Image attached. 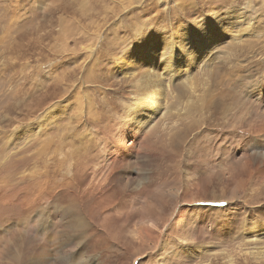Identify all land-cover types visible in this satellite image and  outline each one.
<instances>
[{"label": "rangeland", "instance_id": "374dc122", "mask_svg": "<svg viewBox=\"0 0 264 264\" xmlns=\"http://www.w3.org/2000/svg\"><path fill=\"white\" fill-rule=\"evenodd\" d=\"M228 11L255 20L240 29L242 44L212 53L213 75L197 72L208 92L192 115L169 116L128 154L114 148L116 115L130 120L120 102L137 94L115 65L139 49L138 29L168 36ZM82 75L95 78L79 100L101 117L98 126L88 117L94 140L76 135L68 83ZM263 77L264 0H0V264H264L245 242L264 222ZM175 79L162 105L173 113L189 94ZM63 95L70 106L59 114ZM98 181L103 191L86 193ZM188 243L214 244L218 257L194 260Z\"/></svg>", "mask_w": 264, "mask_h": 264}, {"label": "bare ground", "instance_id": "6f19581e", "mask_svg": "<svg viewBox=\"0 0 264 264\" xmlns=\"http://www.w3.org/2000/svg\"><path fill=\"white\" fill-rule=\"evenodd\" d=\"M104 13H105V15L108 14L107 11H104ZM235 14H238V13L236 11L235 12L234 11H231V12L228 11L225 14H223L222 17L217 18L216 20H213L206 27H204L205 24L204 25L200 24V26H198L197 28H194L195 30L190 28L188 30L186 29V31H184V32H181V31L175 32V33H172L168 36L163 35L162 37L152 35V31H150L151 29L149 31H147L146 29H148L149 27L146 24L144 26H142L141 29H138V31H137L138 32L137 33L138 34L137 35L138 41L137 42L139 44V49L137 51H133L130 48L128 50L127 54H124V56H125L124 59L128 60V61L126 63H123L121 61V62H118L117 65H115V72L114 73L116 74V77L120 78L122 81L126 82L127 84L134 86V88L136 87L137 94L135 96L136 101L134 103H132L133 98H132L131 102L128 101L129 103H127V104L124 102H120L121 105L124 106L126 113L129 111L130 120L126 121L124 116H120L118 114L116 115L115 128H114V133H113V138H112L113 141L112 142L110 141L114 148H116V149L119 148V150L123 154H126L127 152L134 150V147H135L136 143L138 142V140H140V138H142L148 131L151 130V132H152V129H157L158 126L161 125L160 123L162 121H165L169 116L172 118L176 117L178 119H181V118H183L184 115H186V116L192 115V110L196 109V105L198 104L197 102L202 101L205 94L208 92V85H207V82L205 80L206 78H204V83H202V90H200L201 87H200V85H198L197 80H196V78L198 76L197 72H198V74L202 73L203 77L206 76L207 72H208V75H213L214 74L213 73V67L216 64L217 58L215 57V55L212 56V53L217 51L216 49H218V47H221V46L223 47L226 44H228V46L229 45L231 46V44L232 45L233 44H237V45L242 44L244 41L243 39L246 38V36L245 37L240 36L241 35L240 29L242 27H245L249 23L251 24V22L255 20L253 18L254 16H252V18H251L249 12L247 14V11L245 14H241V13L238 14V16H234ZM253 28L257 29L255 27H253ZM142 31H145V34L142 35V37H141V35L139 33ZM251 31H250V33L247 34L248 37H249V35L253 36V30H251ZM245 35H246V33H245ZM255 37H257V36H255ZM86 48H87V50H86ZM86 48H85V50L88 51L86 54V58H91V56L94 55L92 53L93 50L91 49V46L86 47ZM86 58H84V59H86ZM73 76H74V74H73ZM176 76L179 77V79H180L179 82H181L182 85L187 89V91H189L188 92L189 94H188V100L185 103V105H183L181 109L179 108L178 112L173 113L171 111H167L166 109H164L162 107V105L164 106L165 103L166 104L169 103L168 102L169 99L166 101V98H167V96H169V94L171 92L173 93L172 84L174 85L175 80H177V79H175ZM73 78H75V76ZM93 80H95V78L92 75H89V77H86V78H84V76L82 75V77L79 76L76 80H73V81L69 80V81H71V84L70 83H68V84H69V86H71V88H69V89L72 90V88H74L72 90V93H70V94H72L71 95L72 97L75 96L74 99H76V103H75L77 106L76 121L78 122L79 125L83 124V126H81V131H78V133H76V135H79L80 138L83 136H86V137L92 138L94 140V139H96L95 137H97V136H94V134H96L94 132H96V131H94V129H92V128H89V125L92 123L88 120L90 119L94 124H97L95 126H98L101 122V117H98V118L91 117L94 115L93 114L91 115L90 110L88 108H86L85 106H83L84 104L80 103V101H79L80 99H82L85 96L84 94L82 95V93L80 92V89L83 87V83L86 81L93 82ZM200 82H202V80H200ZM64 85L66 86L67 84H64ZM134 88H132V89H134ZM69 89H68V91H70ZM255 89H258L259 94L261 93V95H264V91H263L264 87L262 86V84L260 85V83H259V84L255 85ZM253 90H254V88H253ZM65 91H67V90L65 89ZM65 94L68 95V93H65ZM64 96L65 95H63L62 98H63V102H65V103L62 102L63 103L62 104L59 101V114L64 113L65 108L70 106L69 98L71 96H66V97H64ZM86 96H87V94H86ZM201 96H203V97H201ZM258 97H260V96H258ZM84 99H86V98H84ZM248 101H249V99H248ZM260 101H261V99H260ZM85 108L88 109L90 113ZM54 109H55V107H54ZM169 110H171V109L169 108ZM44 116H46L45 118H47V117L49 118V114L44 115ZM125 116H127V114ZM88 117H89V119H88ZM35 122L37 123V121H35ZM41 122H43V121H41ZM31 123H29V124L32 126ZM39 126H41V125H39ZM176 126L177 125H175V123H174L173 127L176 128ZM262 128H264V127H262ZM25 129H27V128H25ZM169 130L172 131L171 128ZM20 131L21 130H16V131L13 130L12 132H14V133H11L12 134L11 138H15V136H17V135H19V138H20V136H21ZM26 134H27V132H26ZM70 136L72 138V136H74V134H72ZM8 143H9V141H8ZM79 145H81V144H79ZM121 152H118V154H120ZM71 165H72V163H71ZM101 165H99V166H101ZM90 166H91V164H90ZM83 169H85V168H83ZM96 169H98V168L96 167ZM78 171H79V169H78ZM83 174H84V172H83ZM106 174H108V173H106ZM67 175L69 177L70 172H68ZM32 176H34V175H32ZM43 179H45V178H43ZM103 183H105V182L98 181L96 183H91V185L89 184L90 187L88 188L86 193L102 192L103 191ZM70 185L73 186V182L67 181V186L71 187ZM96 185H98V186H96ZM72 201H75L74 197L72 198ZM76 201H78V200H76ZM191 203H193V202H191ZM230 204H232V205H229V206H233L232 202H230ZM231 209L234 210V208L227 207L224 209H218V211L221 212V211H227V210H231ZM209 211L212 212L213 214H217V215L219 213V212H217V210H214V209H212V210L210 209ZM215 222H217V221H215ZM192 224H195V222L194 223L192 222L191 225ZM154 228H156V227H154ZM151 230L148 229L146 231H149L151 233L152 232ZM245 236H247V241H245V242H247L248 245L250 246V247L248 246L249 247L248 249H250V250H248V253L250 254V256L253 257V259L256 260L257 262H259L260 260H263L264 259V222L259 220V221H256L255 223H253L252 226L250 227L249 231L245 233ZM189 238L190 237H188V239ZM211 238H213V237H211ZM179 239H184V237L182 235H180ZM197 239L198 238H194V240L198 241ZM163 241H165V244L162 245V247H164L166 245V248L168 249L169 246H172V243L169 242V240H167V242H166V240L164 239ZM191 241H192V243H196L193 240H191ZM202 241L206 242V239L203 238ZM184 242H185V240H184ZM201 244H204V243L202 242ZM185 248H186V251H189L191 258L194 260H197L200 258L202 259L204 256H206V258H209V256L210 257L212 256L215 258L218 257V254L216 253L217 251L214 250L215 249L214 244H212V245H206L205 244V245H197V246H195V245L192 246L189 244V245H186ZM171 250H174V249H171ZM218 251H220V250H218ZM219 256H221V255H219ZM171 257H172V254H171ZM176 258H178V257H176ZM182 260H183L182 262L176 261L174 264H192L190 262L187 263L188 259L185 257ZM167 261L171 262L173 260L169 256V260L167 259Z\"/></svg>", "mask_w": 264, "mask_h": 264}]
</instances>
